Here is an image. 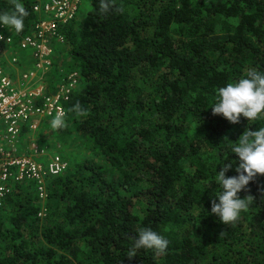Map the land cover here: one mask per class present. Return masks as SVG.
Segmentation results:
<instances>
[{
  "label": "trees",
  "instance_id": "1",
  "mask_svg": "<svg viewBox=\"0 0 264 264\" xmlns=\"http://www.w3.org/2000/svg\"><path fill=\"white\" fill-rule=\"evenodd\" d=\"M38 1L20 0L25 33ZM87 1L60 29L67 69L80 74L68 128L40 141L78 133L104 163H70L45 204L18 184L0 210V264H264V175L238 193L255 200L234 224L211 212L223 163L238 176L231 146L264 126V114L232 124L211 109L219 88L264 73V0H115L122 13ZM13 8L0 0V13ZM77 102L88 116L68 111ZM143 228L169 245L129 259Z\"/></svg>",
  "mask_w": 264,
  "mask_h": 264
},
{
  "label": "built area",
  "instance_id": "2",
  "mask_svg": "<svg viewBox=\"0 0 264 264\" xmlns=\"http://www.w3.org/2000/svg\"><path fill=\"white\" fill-rule=\"evenodd\" d=\"M81 3L82 0H39L33 8L39 19L29 33L25 28L17 33L14 28L0 25V210L13 189L22 183L33 184L45 204L50 181L69 167L63 156L51 154L38 142L32 141L25 151L20 145L26 129L36 131L44 122L51 124L57 112L67 118L65 104L79 88L80 74H62L51 85L46 76L55 65L58 46L64 44L60 29L76 18ZM18 51H31L34 63L13 77L3 62L18 66ZM46 212L44 205L39 216L44 218Z\"/></svg>",
  "mask_w": 264,
  "mask_h": 264
},
{
  "label": "clouds",
  "instance_id": "3",
  "mask_svg": "<svg viewBox=\"0 0 264 264\" xmlns=\"http://www.w3.org/2000/svg\"><path fill=\"white\" fill-rule=\"evenodd\" d=\"M11 2L14 8L12 11L0 13V25L14 28L19 33L23 31L24 20L29 13L20 0H11ZM99 7L102 13L124 11L122 7L116 6L115 0H100ZM0 39H3L2 35ZM211 109L213 115H222L232 124L239 123L241 116L249 121L259 119L264 114V73L251 70L246 78L229 82L225 87L219 88L216 102ZM68 111L74 113L77 118L89 115L88 110L79 102ZM51 128L53 131L68 128L64 113L57 112L55 118L51 120ZM231 152L239 157V164L235 168L238 176L226 175L235 162L223 163L222 170L216 176L222 189L217 196L219 202L217 203L216 199L211 201V212L226 225L238 221L241 213L247 212L254 203L255 197L252 195L242 199L238 193L244 190L258 174L264 175V126L256 131L245 130L237 143L231 146ZM261 191L264 192V189ZM168 245L169 241L165 237L151 228H143L139 231V237L134 238V244L126 254L132 259L136 256V250L141 248L155 249L158 253H163Z\"/></svg>",
  "mask_w": 264,
  "mask_h": 264
},
{
  "label": "crops",
  "instance_id": "4",
  "mask_svg": "<svg viewBox=\"0 0 264 264\" xmlns=\"http://www.w3.org/2000/svg\"><path fill=\"white\" fill-rule=\"evenodd\" d=\"M41 1H45V0H41ZM38 19H39V16H36V20H38ZM63 46H64V44L62 46H58V51H57V54H56L55 59H54L55 65H54L53 69L46 76L47 83L49 85H51L53 82H56L57 79H60L62 74L68 75L69 73L72 72V71H68L66 65H65L66 70H64L62 67L63 64H66V61L63 59V56H62L61 50H60L63 48ZM31 53L32 52L29 51V52H20V54H19V51H18V55L20 57V62H19V65L16 67L11 66V64L8 61H4L3 62L4 67L6 68L8 73H10L14 77L16 75V73H19L22 70H24V71L29 70L34 63V58H33ZM50 130L53 131L51 128V124L49 122L48 123L47 122L42 123L40 128L36 131L26 129L24 137L21 138V142H22V144L20 145L21 149L25 151L26 149H28L30 143L32 141H34L36 143L38 142L37 144H39L41 147H47L51 154H60L61 156H63L64 154L62 153V150H60V153L59 152L53 153V149L51 148V146L49 147V144L43 143L40 141V139L42 138L43 135H45L46 132H51Z\"/></svg>",
  "mask_w": 264,
  "mask_h": 264
},
{
  "label": "rangeland",
  "instance_id": "5",
  "mask_svg": "<svg viewBox=\"0 0 264 264\" xmlns=\"http://www.w3.org/2000/svg\"><path fill=\"white\" fill-rule=\"evenodd\" d=\"M89 9H90L89 2L87 0H82L79 14L86 15ZM20 52L22 51H19V54ZM65 65L66 64L62 65L64 70H66ZM82 138L83 137L79 135L78 133L66 134L63 132L61 134L50 135L48 141L50 143L51 148L53 149V153H58V152L60 153V150H62V153L64 154L63 158L67 159L69 161V164L70 163L74 164V162L78 160L83 161L85 158H89V157L96 160L97 163H102L103 160L101 157H99L98 155H95L93 152H90L85 147V145L83 144L84 142ZM47 200L49 201V198ZM47 200L45 203L48 202Z\"/></svg>",
  "mask_w": 264,
  "mask_h": 264
}]
</instances>
